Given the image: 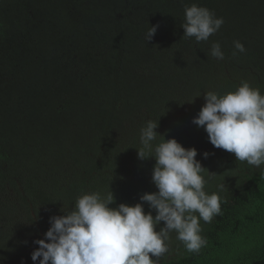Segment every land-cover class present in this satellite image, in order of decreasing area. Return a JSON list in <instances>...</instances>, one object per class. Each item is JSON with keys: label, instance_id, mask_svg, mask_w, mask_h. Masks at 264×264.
<instances>
[{"label": "trees", "instance_id": "1", "mask_svg": "<svg viewBox=\"0 0 264 264\" xmlns=\"http://www.w3.org/2000/svg\"><path fill=\"white\" fill-rule=\"evenodd\" d=\"M193 3L224 19L208 41L183 37ZM242 81L264 94V0H0V264H39L34 241L83 193L117 207L157 192L156 161L137 152L149 120L197 150L209 194L224 185L222 215L200 222L207 246L188 253L173 232L159 264H264V171L192 123L204 93Z\"/></svg>", "mask_w": 264, "mask_h": 264}, {"label": "clouds", "instance_id": "2", "mask_svg": "<svg viewBox=\"0 0 264 264\" xmlns=\"http://www.w3.org/2000/svg\"><path fill=\"white\" fill-rule=\"evenodd\" d=\"M184 38L197 43L208 41L224 24L223 17L196 3L184 9ZM159 25L149 27L145 39L150 41ZM233 56L244 53L245 46L233 41ZM212 57L223 60L225 54L219 42L211 45ZM206 103L192 123L203 127L210 143L264 171V94L242 81L235 90L225 94L204 93ZM158 121L149 120L140 129V159L156 161L152 181L157 192L144 193L135 205L115 203L112 192L83 193L64 215L50 217V227L44 239L34 241L39 247L31 253L39 264H159L169 253L171 233L188 253H199L207 246L202 235L201 220L211 223L222 215L224 202L220 192L209 194L205 168L196 160L197 150L185 148L175 138L165 139L157 133ZM158 137L159 142H156ZM156 142V143H154ZM207 158L209 153L205 152ZM208 173L209 179L215 173ZM147 202L150 211L144 209ZM154 210L156 215H152ZM163 227L157 231V226Z\"/></svg>", "mask_w": 264, "mask_h": 264}]
</instances>
